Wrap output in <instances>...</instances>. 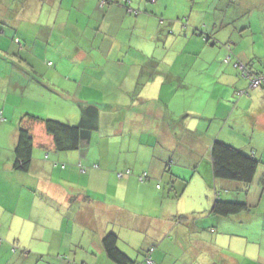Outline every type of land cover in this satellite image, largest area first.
I'll use <instances>...</instances> for the list:
<instances>
[{
	"label": "crops",
	"instance_id": "obj_1",
	"mask_svg": "<svg viewBox=\"0 0 264 264\" xmlns=\"http://www.w3.org/2000/svg\"><path fill=\"white\" fill-rule=\"evenodd\" d=\"M169 1H155L160 13ZM21 2L16 16L4 12L11 11L6 3ZM77 2L91 19L82 18V33L74 29L81 23ZM206 2L225 12L213 6L208 24L189 17L181 27L195 25L202 38L218 37L225 55L228 44L254 71L264 72V0ZM26 3L0 0V264H116L102 244L109 232L138 264H147L149 246L157 247L153 264L183 262L176 256L184 248L194 254L192 264H264V162L247 187L216 178L210 156L212 143L221 139L264 161V85L250 87L226 62L222 84L240 101L231 111L230 96L221 97L225 122L213 134L203 117L187 122L170 107L172 94L185 93V70L197 61L189 64L187 47L169 43L164 17L159 23L130 13L123 0L103 10L97 0ZM13 20L19 24L10 25ZM244 30L253 37L240 48ZM89 104L100 110L87 143L60 151L43 122L29 120L32 164L28 171L14 168L26 114L77 124ZM229 121L250 127L245 140L235 138L240 144L230 140L235 131L226 127ZM217 198L243 200L252 209L219 216L210 212Z\"/></svg>",
	"mask_w": 264,
	"mask_h": 264
},
{
	"label": "rangeland",
	"instance_id": "obj_2",
	"mask_svg": "<svg viewBox=\"0 0 264 264\" xmlns=\"http://www.w3.org/2000/svg\"><path fill=\"white\" fill-rule=\"evenodd\" d=\"M29 1L30 0H27V3ZM155 1L156 0H131V6L129 0H123L124 5L128 8V12L130 13L133 12V14L136 15L139 12L141 15H152L156 18V20H158L159 23H164L165 18L166 22H169L171 26L169 43L172 45H180L185 48L187 47L185 55L187 56V62L189 64L192 63L193 60L197 61L196 68H188L185 70V77L187 81V88L185 90V93H181V95L180 92L178 95L172 94V99L169 100L170 107L173 110H176L179 115L181 114L182 118L185 117V120L187 122L196 119V116H198L199 119H201L200 117H203L211 125V133L214 134L215 132H219L225 122V117H223L224 115L222 113L223 106L220 102L221 97L225 98L226 95L230 96V98L227 97L226 99L231 103V111L233 110V107H236L235 104L240 101V98L236 100L232 99L233 97L237 98L239 93L235 94L233 92V89H230L227 84H222V79H224V77H226L225 75L229 73V70H224L228 69L229 63H226V60H224L226 55L221 51V42L217 41L218 37H212L208 34H205V37L202 38V36H200L197 31H194L196 30L195 25L192 26L193 28L191 30H188L181 27V21H186V19L190 20L189 17H192V22L199 18V20H201V24H208L210 18H214V15L211 12H208V8L209 10H212L211 7L214 6V10H217L218 13L225 12V8L217 7V3L212 5L213 3H208L206 2V0H170L169 6L165 9V12L160 13L159 9L156 7ZM97 2L100 9L105 8V6L111 3L110 1H107L104 5H102V0H97ZM114 2H116V0H114ZM23 4L24 3L22 2L17 5H15L14 3H6V7L10 8L11 11L7 10L4 12L14 14V16H16V9ZM140 5L144 6L140 8ZM228 6L230 10L233 8L232 5ZM3 7L4 5H1L0 8ZM101 12L102 11L98 10V13ZM74 14L75 16H80L81 19V23L75 22L74 29L79 30L78 32L82 33L87 29V27L85 26L86 21L82 18L84 17L89 19L86 6L84 4L80 5L79 2H77L74 7ZM90 20L91 19H89V21ZM1 22L5 23L8 21L1 20ZM11 22L12 24H9L12 26H16L19 24L16 20H13ZM41 22L45 23L46 20H42ZM20 23L25 22L21 21ZM237 23L239 22L237 21ZM152 25L154 24L151 22L150 26ZM232 25L236 24L232 23ZM139 31H141L140 28ZM219 32H217L216 35H219ZM247 32L248 30L243 31V34H245L243 37V42L245 43H241L240 48H243L244 44H248L250 43L248 41L252 40L253 34H246ZM8 37L10 36L8 35ZM157 37L159 36H156V39ZM207 38H209V41H206ZM135 39L137 40V38ZM224 52H226L225 49ZM233 71H236L237 78H239L240 80L244 79V77H241L240 72L235 67H233ZM258 87L260 86H255L252 88ZM158 104L159 103L156 102V105ZM238 107V112L242 114V110H244L243 108L245 107V105L242 106L240 103ZM229 126L234 127L235 134L234 137L230 139L232 140V142H234V144H240V142L236 141L235 138L245 140L246 135H248L250 132V129H248L250 127L242 125L240 121L238 123H234V125L229 121L228 123H226V127L229 128ZM226 135L227 132H223L220 136L226 139ZM256 135L257 134L255 133L254 138L256 137ZM242 142L243 141H241V143ZM262 168L263 164H261L260 170H262ZM192 189H194V185L190 187V190ZM261 205H264V198L261 201Z\"/></svg>",
	"mask_w": 264,
	"mask_h": 264
},
{
	"label": "trees",
	"instance_id": "obj_3",
	"mask_svg": "<svg viewBox=\"0 0 264 264\" xmlns=\"http://www.w3.org/2000/svg\"><path fill=\"white\" fill-rule=\"evenodd\" d=\"M110 2L112 4L114 3V0H110ZM226 48L228 49V54L224 60H226V62H229V60L232 61L234 67L240 72V74L244 78L248 79V85L250 83L249 77L262 76L264 79V72L259 74L256 72L257 70L254 71L251 67V63L248 65L236 54H233L230 45L227 44ZM241 63L243 64L244 69L247 70L246 73L240 66ZM261 85L263 86L264 82H262ZM242 91L243 93H246L247 89ZM99 110L100 108L96 104L85 105L82 108V118L77 124H69L53 118H44L32 114H26L19 123L18 138L14 149V168L19 171H28L32 164L34 137L31 132V126L28 122L29 120L32 122L42 121L46 132L52 137L56 149L60 151H70L81 147L84 143H87L91 133L94 130H97L99 125ZM25 118L28 119L25 121ZM210 156L213 172L216 178L242 182L247 185V187H250L253 184L259 166L264 162L263 159L256 157L254 152H247L242 148L233 146L218 139L212 143ZM145 178V175L141 176V180H144ZM251 209V204L243 200H223L217 198L213 203L210 212L219 216H230L250 211ZM212 231H214V229H212ZM102 244L107 256L114 263L138 264L123 249L120 248L119 237L114 232L107 233L102 239ZM156 248L157 247L155 246H149L146 249L144 263H154L152 254ZM183 254H186L187 258H183L181 256ZM192 256L194 257V254H191L190 250L184 248L182 252L179 251V254L176 257L182 259L183 262H187V264H192L188 263L191 261ZM176 262L178 264L183 263L181 261V263L175 261V263Z\"/></svg>",
	"mask_w": 264,
	"mask_h": 264
},
{
	"label": "built area",
	"instance_id": "obj_4",
	"mask_svg": "<svg viewBox=\"0 0 264 264\" xmlns=\"http://www.w3.org/2000/svg\"><path fill=\"white\" fill-rule=\"evenodd\" d=\"M108 1H110V0H108ZM106 2H107V0H102V5H104ZM240 66L244 69V66H243L242 63H241ZM244 72L246 73L247 70H245ZM249 78H250V83H249V86L250 87L261 86L262 82H264V79H263L262 76H259V77H249ZM0 242H1V240H0Z\"/></svg>",
	"mask_w": 264,
	"mask_h": 264
}]
</instances>
